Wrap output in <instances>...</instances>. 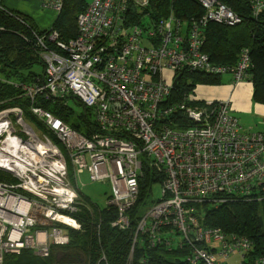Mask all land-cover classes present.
<instances>
[{
    "label": "built area",
    "instance_id": "1",
    "mask_svg": "<svg viewBox=\"0 0 264 264\" xmlns=\"http://www.w3.org/2000/svg\"><path fill=\"white\" fill-rule=\"evenodd\" d=\"M198 1L204 13L186 20L173 10L153 17L150 0H93L78 14L75 37L64 40L53 26L34 31L44 73L23 86L25 94L75 97L94 128L85 135L36 104L30 110L40 124L21 107L0 110V170L13 178L0 180V264L25 250L41 258L55 252L53 264L86 263L81 252L66 261L71 252L63 248L68 229L82 228L76 214L84 173L109 181L107 207L117 208L111 225L131 232L132 252L137 245L186 249L192 263L264 264V255H251V238L204 222L208 208L264 197V130L245 127L230 99H173L181 78L173 82L186 70L229 74L233 84L250 76L248 47L233 64L216 63L204 50L209 23L234 26L241 15L220 0ZM64 3L42 6L59 15ZM250 3L254 16L264 12V0ZM9 9L0 0V10ZM144 168L163 177L162 196L133 215Z\"/></svg>",
    "mask_w": 264,
    "mask_h": 264
},
{
    "label": "trees",
    "instance_id": "2",
    "mask_svg": "<svg viewBox=\"0 0 264 264\" xmlns=\"http://www.w3.org/2000/svg\"><path fill=\"white\" fill-rule=\"evenodd\" d=\"M220 1L239 13L242 21L234 26L209 23L204 50L216 63L233 64L237 62L241 49L248 47L252 59L249 79L253 83V100L264 104V12L254 16L250 0ZM87 5L83 0H65L62 11L51 25L60 32L62 39L69 40L77 35L78 14ZM150 7L155 18L165 16L172 10L186 20L204 13L198 0H150ZM34 31L40 34L46 32L38 29L31 18L18 11L0 10V110L21 107L27 121L40 124L30 108L32 104L41 105L78 131L90 135L94 128V117L79 99L72 97L84 108L82 113L76 114L72 107L65 105L63 99H49L40 94L33 100L25 94L23 86L34 85L38 77L43 78L44 73ZM35 65H40L42 71L34 70ZM223 76L186 70L181 73V80L172 93L173 99L193 93L197 84H219L223 81ZM59 146L63 148L60 142ZM162 179L153 170L144 168V175L140 179V198L133 215L149 196L153 183ZM0 180L12 181L13 178L9 173L0 170ZM76 216L82 228L68 229L71 240L63 248L83 253L85 264H202L189 261L186 249H148L137 245L132 252L131 232L111 225L117 217V208L114 206L95 210L94 214L81 209ZM204 222L211 227H220L227 233L248 236L254 242L251 255H264V197L249 202L229 201L218 207L208 208ZM103 255L106 260L101 259ZM54 261L55 252L48 258H41L31 250H25L19 255H6L3 264H53Z\"/></svg>",
    "mask_w": 264,
    "mask_h": 264
},
{
    "label": "crops",
    "instance_id": "3",
    "mask_svg": "<svg viewBox=\"0 0 264 264\" xmlns=\"http://www.w3.org/2000/svg\"><path fill=\"white\" fill-rule=\"evenodd\" d=\"M29 1H31V5L28 4V0H5V3L10 9L31 18L38 29L49 28L56 21L58 14L52 9L43 8V0ZM24 7L30 9L27 10ZM40 9L46 10L51 14L53 12L54 18L52 19L50 14L39 15L38 10ZM226 79L228 82H224L223 78V81L219 84H199L196 88L197 92H193V98L199 99L196 103L204 102L205 100L230 99L233 114L239 117L244 126L263 130L264 104L257 103L253 100V83L251 79L248 78L237 84H233L232 75Z\"/></svg>",
    "mask_w": 264,
    "mask_h": 264
},
{
    "label": "rangeland",
    "instance_id": "4",
    "mask_svg": "<svg viewBox=\"0 0 264 264\" xmlns=\"http://www.w3.org/2000/svg\"><path fill=\"white\" fill-rule=\"evenodd\" d=\"M84 2L86 3H91L93 0H83ZM28 4L31 5V1L28 0ZM26 8L27 10H29L30 8L28 7H24ZM54 11V10H53ZM55 12V11H54ZM56 13V12H55ZM38 14L39 15H51V18L53 19L54 18V13L52 12L49 13L48 11L46 10H38ZM34 70L38 71V72H41L42 71V68L40 65H35L34 66ZM228 76H230L229 74H226L224 75V82H228V80L226 79ZM199 84H197L198 86ZM196 87V86H195ZM194 87V92L196 90V88ZM193 94V93H192ZM194 102H198L199 99H194L193 100ZM78 100L75 99V98H70L69 100L65 101V105H68L69 107H72L74 110H75V113L76 114H80L82 113V111L84 110V108L82 106H79V104L77 103ZM11 109V108H10ZM14 116H15V111L12 113ZM26 114V113H25ZM32 122V121H31ZM247 127V126H245ZM257 130V129H256ZM264 130V128H263ZM70 177L72 179V182L75 183L74 181V174H73V168L72 166L70 165ZM81 180L83 181L84 183V186H82V189H80V197H81V209H86L87 211H89L91 214H94L95 213V210H99V209H102L103 207H107V200H108V197L109 195L111 194V186H110V183L109 181H92L90 179V176L88 173H84L81 177ZM162 188H163V185H162V182L161 181H157L155 183H153L152 185V193L151 195L149 196V198L147 197L144 201V204H143V212L154 202V201H157L159 198H161L162 196ZM88 196H86V195ZM92 201H91V200ZM71 252L69 254V256H72L75 254V252L73 253L74 249H69ZM71 257H66V261H72L74 260L73 258ZM63 262H65V259L63 260ZM72 264H80L78 262H74Z\"/></svg>",
    "mask_w": 264,
    "mask_h": 264
},
{
    "label": "water",
    "instance_id": "5",
    "mask_svg": "<svg viewBox=\"0 0 264 264\" xmlns=\"http://www.w3.org/2000/svg\"><path fill=\"white\" fill-rule=\"evenodd\" d=\"M181 76H177L173 82V85L176 86L178 84V81L180 80Z\"/></svg>",
    "mask_w": 264,
    "mask_h": 264
}]
</instances>
